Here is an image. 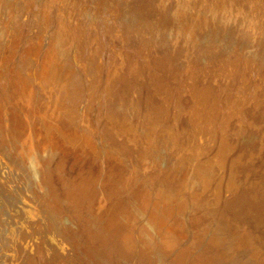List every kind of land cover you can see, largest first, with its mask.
Returning a JSON list of instances; mask_svg holds the SVG:
<instances>
[{"label": "bare ground", "instance_id": "bare-ground-1", "mask_svg": "<svg viewBox=\"0 0 264 264\" xmlns=\"http://www.w3.org/2000/svg\"><path fill=\"white\" fill-rule=\"evenodd\" d=\"M157 1L156 0H141V2H144V4H145L144 8H148L152 4L153 7L152 6L151 7L153 10H154V7L157 10H158V8L161 9L162 10L161 13L163 14V12H164L165 17H167V18L174 17L175 19H177L178 17H183L185 19V21L179 23V24H181L180 28H178V27L176 28L172 24H170L171 26H169L168 24H165L166 22L164 23L163 21H157L161 17L159 16L160 17L159 18L158 16L154 15L153 21H154V19L156 20V17H158V19L156 21L159 22V24H156V26L153 25L151 28L152 29L151 30L152 31L151 36L153 37V42H151L152 40H150V36L148 35V29H147L148 27L143 26V28H140V27L137 28V24H134L132 22L135 26H134V29H131V30H133L134 32L132 31V33H130L128 30H126V27H125V28H122V33L119 34L118 33L119 31L118 32L116 31L114 33V38L115 39L119 38L118 41H120V43L122 45L121 47L107 46V47H105V49H101V48L89 49V48L85 47L84 49H82L84 51V55L86 54L88 57H90L92 62L95 64H93V67L90 66L87 69H83V70L82 69L79 70V68H80L79 67L78 71L75 68V66H74V68L76 70L74 68H73L74 70L72 69L74 63H72V62L70 63V66L72 64L71 68H69L70 66L66 67V64L69 63L68 62L69 60H66L67 63H65V59H67L66 57L70 58L74 54L72 52V48H71L72 37L69 36V33H65L64 31L62 32V30H60V31L56 30L55 35L58 38V42L56 43L57 46L56 47L55 46L50 47L47 50V52L44 54L43 59H41L39 61L36 59H30V58L28 59V56L26 55L27 53H25V55H23V56H20V61H19L18 65L14 67L15 69L13 71H12V69H10L7 85H5V86L2 85L3 87L1 86L2 89L5 91V93H2L3 91L1 92V90H0V152H3V154H5V153L9 154L10 152H12V148H13L12 146H14V148H16V151L14 152V154H12V157H13L14 161H17V163L22 168H24L26 170V172L29 176V179H30L29 183L32 184L31 187H35V188H33L34 192H32V193H34L35 197L38 199V202H39L37 207L34 208L35 211L32 208H30V211L28 213V221L27 220L22 221L19 219H16V220L13 219V221H12L11 220L12 215L10 217L6 215L7 213H8V215H9V213L11 214V212L10 211L7 212V210H6L7 213H5V215L0 216V228L1 227L4 228L3 238H2L1 242L3 245L9 246L10 242L16 240V238H19L18 236L23 235V234L26 236V234H27L26 232L32 231V230H30L32 228L31 223H32V221L36 222L35 221L36 219H38V220L42 219L45 223V224L43 223V225H45L47 227L46 229L48 231V232L46 231L44 226H43L44 231L42 230L43 228L41 229L43 232H41V231L39 232L36 229L38 234H40V235H42V233L46 234V237L45 236L43 237L44 242L43 241L37 242V243H35L34 246L32 244L31 250H26V254L22 251L26 255L25 260H23L25 262V264H241L240 259L243 256L242 253H246L245 257H248V261L246 263L243 262L246 259L244 257L245 259L242 261L244 264H264V205L261 206L260 208H253V206H252L253 204H251V202L246 204L248 201L246 202V192H244V188L246 186H250L253 182H252L251 178L249 177L250 175L246 171L247 167H246V164L243 162V160H242V162L244 163V166H242L241 162L235 163L236 156H228L231 149H233L236 146L235 141L238 140V138L236 139L235 137L238 135H236L235 137L233 136L234 138L232 137L234 139V142H235L233 144L234 145L233 146L231 142H229V144L220 142V140L223 141V140H226L227 138L226 139L223 138V140H222L221 139L222 136H221V138L218 136V130H215L217 128L219 129V127L221 128V126H224L222 124L226 121V119H224L225 114H224V116H222L225 121L222 122V119L220 117V119H221L220 123H222V124H221V126L219 125L218 127L216 124L217 122L215 120H214V122H216V123L211 124V126H210L208 120H211V119L206 118L207 119L206 123L209 124L208 125L209 127H212V125L213 126L216 125L215 126L216 128L214 127L215 129H212L210 132H208L209 127H207V132H203L204 136L206 135L205 139L209 135V139L211 140L210 142L215 143V144H213V147H212L213 151L211 153L209 152L206 155V157H204L203 159L200 158L202 162H200L201 163L200 165L199 164L197 165L199 167V173L198 174L195 173L197 175L196 177H198V180L194 181V179L188 178V179L183 181L180 178L184 183H181L180 186H178V185H176V182H173L171 180V177H169L173 173L172 172L171 174H169V172L171 171L170 170L171 165H172L173 161H175L174 159L176 157H178V156L174 157L175 150L176 151L178 150V149L174 150L175 146H173V144H172V142L175 143L174 142L175 140L172 139L173 141L170 142V140L172 138L171 133L174 131L173 127L176 128V126H175L176 124L173 123V119L176 116H174V114L168 116L165 119V122L163 124V129H162V126H161V128H159V125L164 120L161 122H159V120L158 121L153 120V114L152 113H151L152 115L150 113H147L145 120H143L145 117V114H142L144 117H141L140 116L141 114L137 115L139 113L138 111H140L141 109L138 108L139 110H136V107H135L136 101L134 102V100L136 99L135 94H138L137 93L138 91H136V89H137L136 85H138V84L134 83V81H135L134 79H136L138 81V79H137L138 76H137V78H135L136 77L135 73H137L136 69L138 67H140L142 69V72L144 74L143 79L141 76H139V77H141L142 82H143V87H142L143 92L139 93L142 96V97L139 96V98L141 99V102H142V108H144V106H145V96H146L148 88H149L147 80H146V78H147L146 77L147 67L145 65H143L139 61V58H138L139 57L138 54H139L141 48L144 47V45H150L151 46L150 49H153V51H154V49L159 50L160 48H162V49L168 48V49H170L169 50L170 52L172 51L177 56H179V57L182 56V58H183L184 55L188 56L189 52H190V54L193 55L191 50L196 49L198 47L199 44L197 43V39H196L197 38L196 36L198 34H200L201 36L203 35L202 39L205 40L204 41L205 44L208 43L209 46L207 45L208 46L207 48H209V50L212 52L213 51L215 52L216 49L221 47V44H220V46L219 45L217 46L215 43L213 44L212 41H216L218 38H220L221 35L225 34L227 36L225 38L226 43L223 44V46H222L224 49V48H226L225 46H228V45L230 46V44H233L236 42L237 38L239 37L238 35H237L238 37L236 36L237 29H239L240 26L246 27L245 26L246 24L243 21L252 16V9L247 10L246 13H242L243 15H241L240 17L238 14L242 11V8H244L243 6L245 5V3H246V5H250L254 9L253 3H251L249 0H216V2H214L215 3L214 7L212 6L213 8L212 9L210 8V12L205 17V19L199 20L198 14L194 16V15H192L193 13L190 14L188 12V8H189L188 3H190V2H188V0H174L173 4L169 8H165V6L163 4H161L162 3L161 1H159V0H157ZM206 1H208V0H206ZM198 3L199 2H197V5H198ZM255 3H257V2H255ZM176 6H180V9L178 11L175 9ZM250 6H249V8H251ZM255 6H256V4H255ZM249 8H246V9H249ZM200 9H201V7H200ZM260 9H262V8H260ZM85 10H86V8H85ZM105 10H107V9H105ZM157 10H155V11L157 12ZM80 11L82 13V10H80ZM196 11H194V12L196 13ZM83 12H87V11L83 10ZM90 12H92V11L90 10ZM159 12H160V10H159ZM92 13H94V12H92ZM45 15H47L46 18H48V16H51V14H49V13H45ZM97 15H99V14H97ZM83 16H85V15H83ZM89 16L91 17V15H89ZM89 16H88V18H89ZM99 17L102 18L103 16L99 15ZM138 17H140V16H138ZM49 18H51V17H49ZM119 19L123 20L122 14H121ZM51 21H54L55 26H56V24H58L57 20L52 19ZM248 21H250V20H248ZM226 22H229V24H230V22L231 23L236 22L237 23L236 27H235L236 32H234V31L231 32V30H228V28L224 25ZM262 22L264 23V20H262L261 22L260 21L257 22L258 23V29H259L258 31H260V37L261 38L264 37V32H263L264 29L262 30V28L260 26L262 24ZM243 23L245 25H242ZM50 24H51V22H49V24H47V25L50 26ZM250 25H252V24H250ZM213 27L214 28L217 27V30L211 31V29ZM230 27H231V25H230ZM248 30H249V28H248ZM253 30H254V28H253ZM132 35L133 36L135 35V37H133ZM254 36H256V33L254 34ZM256 37H258V36H256ZM198 39H199V37H198ZM240 39H239V42H240ZM115 42H117V40ZM149 42H151V43H149ZM202 42H203V40H202ZM210 42H212V45H210ZM217 43H219V42H217ZM254 43H256V42H254ZM260 43H261V41H260ZM116 44H118V42L115 43V45ZM246 45H248V44L246 43ZM255 45H253V46H255ZM263 45H264V43H263ZM248 47L249 46H247V48ZM234 49H235V47H234ZM234 49H233V51H234ZM156 50H155V52H156ZM199 50L201 51V49H199ZM205 50H206V48H205ZM207 50L203 53L201 52V54H200V52H199V54L197 53V56L200 59L201 58L208 59L209 57H211V55L214 52L210 54L209 51H207ZM231 50H232V48H231ZM196 51H198V50H196ZM203 51H204V48H203ZM218 51H219V53L221 52V54H222L221 50H218ZM233 51H231V52H233ZM193 52H194V50H193ZM165 53H167V52H165ZM228 53H227V55H228ZM236 53L238 54V52H236ZM236 53L234 56H236ZM168 54H169V52H168ZM168 54H166V55H168ZM225 54L226 53L223 52V55H225ZM152 55H154V54H152ZM166 55H164V57ZM217 55H218V53H217ZM230 55L232 56V53ZM251 55H253V54H251ZM231 56H227V57H230V59H231ZM241 56H240V58H241ZM248 56H243V57L248 58ZM150 57L152 58V56H150ZM158 57H160V56H158ZM168 57H170V56L168 55ZM222 57H224V56H222ZM237 57H239V56H237ZM188 58L191 61V59H190L191 57H188ZM188 58H186V59H188ZM225 58H226V56H225ZM225 58L220 59V60H224ZM152 59H154V57ZM186 59H185V61H186ZM206 59L204 60L205 62H206ZM217 59H218V57H217ZM230 59H228V60H230ZM232 59H231V62L233 63V60L237 59V58L235 57L233 60ZM148 60H149V58H148ZM166 60L170 61L169 58ZM238 60H236V62H238ZM249 60H251V59H249ZM161 61H163V60H161ZM199 61L201 62V60H199ZM214 61H215V59H214ZM241 61H243V59ZM156 62H158V61H156ZM221 62L218 65H221L223 63V62L222 63ZM236 62H234L235 65H236ZM185 63H188V62L186 61ZM195 63H196V61H195ZM226 64H227V62H226ZM178 65H180V64H178ZM188 65L193 66V64H191V63ZM211 65H212V63H211ZM230 65L232 66V64H230ZM237 65H236V68L239 67V66L237 67ZM76 66H77V64H76ZM184 66H185V64H184ZM199 66L204 67L203 63ZM221 66L225 67V64L221 65ZM226 66L229 69V67H228L229 63ZM164 67H166V66H164ZM179 67L182 68L181 66H179ZM211 67H213V66H211ZM176 68H177V66H176ZM221 68L219 67V69H221ZM233 68H235V67L233 66ZM194 69L195 70L197 69V71H198V68H194ZM199 69H200V67H199ZM204 69H205V67H204ZM204 69H203V71H204ZM156 70L157 69H155V71ZM189 70H190V68H189ZM232 70H236V69H232ZM242 70H243V68H242ZM186 71H188V70H186ZM209 71H210V68H209ZM240 71H241V69H240ZM179 72H181V71H179ZM201 72H202V70H201ZM223 72L221 75H223V78H225V75H228V74H225L227 72V70L225 71V73H223ZM231 72H233V71H231ZM235 73H236V71L234 72V74ZM137 74H139V73H137ZM182 74H183V71H182ZM187 74H186V76H189ZM189 74L191 75V72ZM216 74L217 73H215L214 75H216ZM230 74L231 73H229V75ZM237 74H235V75L237 76ZM242 74L243 73L241 72V75ZM201 75L202 74H198V77ZM241 75L239 77L243 78V76H241ZM257 75H259V74H257ZM195 76H197V75H195ZM210 76H212V74H210ZM210 76L208 78H210ZM244 76H246V75L244 74ZM248 76H250V75H248ZM149 77H150V75H149ZM168 77H171V76H168ZM191 77H192V75H191ZM239 77H237V78L239 79ZM152 78H154V77L152 76L151 79ZM203 78H204V76H203ZM181 79H183V78H181ZM215 79H217V77ZM215 79L213 82L218 80V79L217 80H215ZM226 79H227V77H226ZM247 79L248 78L246 77V80ZM262 79L263 78H261V80ZM177 80H178V78H177ZM201 80H202V78H201ZM246 80L244 82L247 83V81H249V80H247V81ZM197 81H200V80H197ZM258 81L256 82V84L260 82V81L259 82ZM170 82H172V81H169V83ZM186 82H188V81H186ZM226 82L227 81H225V83ZM71 83L73 85L75 84V86H72ZM158 83H161V82L157 81V84ZM189 83H190V81H189ZM208 83H209V81L206 84H208ZM215 83L219 84V82H215ZM241 83H242V81H241ZM214 84L213 85L211 84V85L214 86ZM222 84H223V82H222ZM178 85L182 86L180 84H178ZM192 85H194V84H192ZM219 85H221V83ZM248 85H250V84H248ZM71 86L76 87L75 88V90L77 89L76 93H75L76 96H79L78 97L79 99L83 98V103H82V101H80L82 105L78 104V102H77L78 98L75 97V94L73 97H75L77 100L76 101L74 100L73 104L70 100V103H69L68 100L72 97V96L68 97V95H71L70 94L71 93L70 92ZM205 86L206 85L204 83V87ZM230 86H231V84H230ZM172 87H174V86H172ZM193 87L197 88V86H193ZM238 87H239V85H238ZM246 87H248V86H246ZM208 88H207V91L210 90ZM224 88H227V86L223 87L222 89H224ZM250 88H252V86H250ZM253 88H254V86H253ZM257 88L259 89V87H257ZM257 88H254V89H257ZM181 89L183 90V86H182V88H180V90ZM187 89H188V87H187ZM198 89H200V86L198 87ZM204 89H203V91H204ZM190 90H189V92H190ZM200 90H202V89H200ZM200 90H198V91H200ZM216 90H214V88H213L214 92ZM221 90L219 91V88H218L217 91L221 92ZM241 90L243 92L244 89L241 88ZM172 91H173V89H172ZM177 91H179V90H177ZM213 91H211V92H213ZM244 91L246 92V90H244ZM73 92H75V91H73ZM168 92H170V90ZM185 92H184L183 96H186ZM245 92H243V93L245 94ZM247 92H248V90H247ZM253 92H257V91H253ZM151 93H153V92H151ZM179 93L181 95L180 91H179ZM190 93L192 94V92H190ZM239 93H240V91H239ZM182 94H183V91H182ZM194 94H195V92H194ZM219 94H221V93H219ZM249 94H251V92ZM159 95H161V93ZM180 95H179V98H180ZM196 95L198 96V93ZM200 95H202V93H200ZM208 95H209V92L207 93V95H204V96L209 97L211 94L209 96ZM229 95H230V93H229ZM256 95H257V93H256ZM259 95H261V97H262V94H259ZM158 97H160V96H158ZM214 97H216L215 94L213 95L212 99H215V101L217 102L219 99H216ZM245 97L243 95L244 99H245ZM263 97H264V95H263ZM67 98H68V100H66ZM162 98H163V96H161V99ZM194 98H193L192 102L194 101ZM196 98H198V97H196ZM222 98H223V96H222ZM235 98H237V97H235ZM250 98H249V100H250ZM190 100H191V97H190L189 101ZM233 100H234V98H233ZM247 100L248 99L246 98L245 101L247 102ZM157 101H159V100H157ZM176 101H179V100H176ZM199 101H200V99H199ZM206 101H208V100H206ZM215 101L213 103H215ZM226 101H224V103ZM257 101H259V100H257ZM257 101H254V102L257 103ZM5 102H9L12 106L16 105L19 108L18 110L22 113L23 116L22 117L20 116V118H19V116H18L19 114L16 113V116L8 117L7 114H4V111L6 110V108H4V106L1 103H5ZM75 102L77 103L76 106L74 105ZM221 102H223V100ZM262 102H263V100H262ZM200 103L201 104H199V102H198L199 106L202 105V102H200ZM213 103H212V108H214ZM251 103H253V102H251ZM260 103L261 102L259 101V104ZM134 104H135V106H134ZM182 104H185V103H182ZM204 104L206 105V103H204ZM204 104H203V106H204ZM245 104H243L244 107H245ZM165 105H166V103H165ZM176 105H177V103H176ZM209 105L211 106V104H209ZM221 105H222V103H221ZM257 105L258 104H256V106ZM203 106H200V108H202ZM223 106L224 105H222L221 107H223ZM238 106H240V105L238 104ZM179 107H177L178 111H177V108L175 109L177 112H179V109H181ZM221 107L216 106V108H221ZM257 107L260 108L261 106L259 107V105H258ZM165 108H166V106H165ZM174 108H175V106H174ZM207 108H209V106ZM242 108H241V110H242ZM188 109L190 110V107ZM193 109H194V107H193ZM233 109H239V108H233ZM155 110H157V109L155 108ZM215 110H217V109H215ZM220 110H217V111L219 112ZM244 110H245V108H244ZM206 111H209V109ZM229 111H227V112H229ZM26 112H27V114L31 115V117H28L29 118L28 123H32V125H33V128L30 130H29L28 126L26 127V124H24L25 119H26V117L24 118V115ZM128 112H130V115H127ZM170 112H171V110H170ZM177 112H176V114H177ZM187 112H189V111L187 110ZM193 112H194V110H193ZM230 112H232V114H230V115H234V114H235V116L238 115L237 112L234 113L233 110ZM246 112L248 114V111H246ZM246 112H245V114L240 113V115H244L246 117ZM258 112H260V111L258 110ZM182 113H184V112H182ZM185 113H184V115H185ZM215 113H216V115H218L217 112H215ZM148 114L150 116H148ZM200 114H201V112H200ZM202 114H203V111H202ZM202 114L200 115L201 119L202 118L204 119V117H207L206 116L207 113L205 114V116L203 115V117H202ZM156 115H157V113H156ZM222 115H223V113H222ZM230 115H228V121H229V117H231ZM197 116H199V113L197 114ZM214 116H215V114H214ZM252 116H251V118H252ZM125 117L127 118L126 122H128V120H131V125H132L131 129H128L129 126H127V123H123V122H125L124 121ZM128 117H129V119H128ZM164 117H165V115H164ZM192 117H194V116H192ZM192 117L187 114L183 118L184 123H185V125H184L185 127H186V125L188 126V128H192V127L196 126V123L198 120L197 121L195 120L196 123H195V125L193 124L194 126L189 127L190 124H192ZM245 117H243L244 118L243 120H245ZM239 118H241V117H239ZM198 119H200V118H198ZM218 119H219V115H218ZM236 119H237V121L239 120L238 117ZM151 120H153V121H151ZM235 120H232V121L237 122ZM243 120L240 119V122L238 121L237 124L239 123V124H241L242 127L247 128L246 129L247 133H245V134H248V137H250V138L254 137V135H255L254 133H257V132H255V130H254V133H253V129L251 127L256 125V123L254 125H250L251 127L249 129V127L247 126V124H249V122L246 124L243 122L244 123L243 124L242 123ZM253 120L254 119L252 118L251 121L253 122ZM175 121H176V119L174 120V122ZM232 121H230V123ZM257 121H258V119H257ZM263 121H264V119L262 120V123H263ZM71 122H75V124L74 123L72 124ZM234 122H232V123H234ZM179 123H181V122H179ZM179 123H178V125H179ZM198 123H200V122H198ZM201 123L203 124V122H201ZM210 123H211V121H210ZM258 124H260V122ZM199 125H198V128H199ZM232 125L230 124L231 127H232ZM230 126H229V129H227V130L231 129ZM93 127L98 128L97 131H99L100 135L98 132L93 133L94 132L93 130H95ZM233 127L235 128V126H233ZM237 127H238V125H237ZM260 127H258V129ZM92 128H93V130H92ZM180 128H181V126H180ZM160 129H162V130H160ZM201 129L203 131V127ZM236 129H234V130H236ZM238 129H240V128L238 127ZM191 130H190V132H191ZM220 130H223V129H220ZM28 131H30V132H28ZM183 131L182 132L180 131L181 135H182ZM186 131H188V130H186ZM230 131H233V130H230ZM177 132H179V131H177ZM222 132H224V130ZM187 133L185 132V134H187ZM194 133L199 134L197 131ZM194 133L192 131V135L195 137ZM207 133H209V134H207ZM226 133H228V131ZM231 133L232 132H230V134ZM234 133L237 134V130H236V132L234 131ZM189 134H191V133H189ZM172 135L174 138V134H172ZM199 135H197V136H199ZM221 135H223V133ZM227 135L228 134H226L225 136L227 137ZM231 135H233V133ZM258 135L259 134H257V136ZM181 137L179 136V138H181ZM201 137L203 138V140L202 141L200 140V141H201V143H203L204 137L200 136V138ZM239 137L244 138L243 136H241V134ZM259 137H257V138H259ZM263 137H264V135H263ZM263 137L261 136V139ZM193 138H192V140H195ZM261 139H259V141ZM228 140H229V138H228ZM250 140L253 141V139H250ZM97 141H99V142L97 143ZM177 141L179 142V140H177ZM182 141H183V139H182ZM197 141H199V139L196 140L195 143H197ZM200 141H199V143H200ZM205 141H207V140H205ZM240 141H241V139H240ZM262 141L263 140H261L260 142H262ZM185 142H187V141H185ZM260 142L257 143V145L261 144ZM180 143H178L176 145H179ZM220 143H222L223 146H221ZM244 143L246 144V142H244ZM253 143H256V142L253 141ZM183 144L184 143L182 142V145ZM203 144H205V146H206V143H203ZM99 146L101 148H99ZM161 146H163L164 151L162 149L163 153L159 154L160 151L158 152V150H160ZM183 146H185V145H183ZM183 146H182V148H183ZM200 146H202V144H200ZM211 146H212V144H211ZM239 146L240 145H238V149H239ZM249 146H251V145H249ZM249 146L247 144V147H249ZM255 146H256V144H255ZM219 147H221L220 150L218 149ZM240 147L243 148L242 146H240ZM252 147L253 146H251V148ZM261 147H258V148L256 147V148L259 149ZM190 148H191V150H193V147H189V149ZM201 148L202 147H200V149ZM206 148H208V145L206 146ZM251 148H250V150H251ZM99 149H101V151H102L101 153H99V151H100ZM171 149H172V151H171ZM204 149H205V147H204ZM183 150H185V149H183ZM188 150H187V152H188ZM194 150H195V148H194ZM218 150H219V152L217 153L216 151H218ZM259 150H260L259 152L262 151V149H259ZM23 151L28 152V155L26 157L23 156V153H22ZM146 151L147 152L149 151V154L147 153L149 156L146 155ZM156 151L158 152V154L156 153ZM181 151H180V153L182 155L183 151L182 152ZM234 151H236V150H234ZM194 152H193V154H194ZM204 152H205V150H204ZM204 152L202 153L203 155H204ZM239 152H238V154H240ZM263 152H264V150H263ZM200 153H201V151H200ZM214 153L216 154L215 156H213ZM232 153H235V152H232ZM185 154H187V153H185ZM191 154L189 156H191ZM193 154H192V157L194 156ZM218 154L219 155L222 154V156L219 157ZM246 154H247V152H246ZM248 154H250V153H248ZM258 154L259 153L257 152V155ZM196 155H197V153H196ZM247 155L246 156L242 155V156L247 157ZM250 155H252V154H250ZM257 155L255 154V156H257ZM146 156L153 158L151 161H148V162L149 163L152 162V166H151L152 170L150 169V172H154L155 174L148 173L149 171L147 172L144 169L145 166H143V169H142V166H141V168L139 167L140 161L142 162V164H144L143 159ZM189 156L186 157V159L191 158ZM249 156H248V158H249ZM260 156H262V153ZM182 157L184 160L185 156L182 155ZM196 157H198V156H195L194 158H196ZM194 158H192L193 161L196 160V159L194 160ZM248 158H246V160H248ZM260 158H262V160L264 159L263 157H260ZM260 158H256V159L260 160ZM0 159H1V156H0ZM176 160H179V159H176ZM199 160H196V161H199ZM237 160H240V159H237ZM249 160L254 161L256 163L255 159L252 160V158H249ZM145 161L147 162L146 159H145ZM0 162H1V160H0ZM134 162H135V164L139 163V165L137 166V164H136V167L135 168L133 167L131 169V167H132L131 165L132 164L134 165ZM125 163L130 164L129 165V166H131L130 169L127 170ZM185 163H188L187 160ZM247 163L249 164V161ZM252 163L253 162H251L250 166L252 165ZM1 164H3V163H1ZM180 165H182V164H180ZM191 165H192V162H191ZM253 165H256V164H253ZM183 166H184V164H183ZM188 166H189V164H188ZM219 166L225 167L226 172L221 173V170L223 167L220 168ZM147 167H150V166H147ZM173 167H174V165H173ZM180 167H182V166H179V168ZM191 167H193V166H190V168ZM217 168H219L220 172L218 171L219 172L218 175H215ZM252 168H254V166ZM173 170L175 171V168ZM188 170H189V168H188ZM196 170H197V168H196ZM140 171H142L141 175L138 174ZM179 171L181 172V170H179ZM187 171L185 173H187ZM191 171H190V173H191ZM243 171H244V173L240 174ZM225 174H227V176H228L227 177L228 183L227 182L225 183L227 186L223 185L225 179L224 178H223V180L221 179V176H224ZM173 175H174V173H173ZM180 175L178 173V176H180ZM186 176L187 175L185 174V177ZM188 176H189V173H188ZM175 177L173 178V180H175ZM179 180H175V181H179ZM220 181L223 182L222 185L225 188L219 187L218 184L220 183ZM222 185H220V186H222ZM26 186H28V185H26ZM156 189H157V191H156ZM159 190L160 191L162 190L163 192H166V193H168L169 196H171L170 202L172 201V199H174L173 203L175 204V206H174V204H173V206L176 209L175 211L177 212V213L176 212H174V213H176L177 216L180 215L179 217H181V218L178 217V221L175 223L170 221L171 223H174V225H172L171 227L166 226L168 228V230L166 228L167 232L163 233V235L161 232V227H163L162 225H164V229H165V225H168L167 223L169 221H167V220H166L167 222L164 221L165 217L163 218V215L161 213L162 210L161 211L158 210L159 208L157 209L156 206L153 205V199L155 198V193L156 192L158 193ZM230 191H232V192H230ZM233 192H234V196H233ZM226 193H228L230 195L232 194L231 196H233V197L229 196V198H227V196L225 195ZM158 195L160 196L159 193H158ZM168 195H165V196H168ZM169 196H168V198H169ZM187 196H188V199L186 198ZM6 198L7 199H4V200H6L7 202L8 201L13 202V200L16 197L14 195L13 196L7 195ZM159 199L160 198H157L156 200H159ZM162 200H163V198H162ZM164 200L166 202V198ZM24 202L26 203L25 200H24ZM155 202L157 204L159 203L157 201H155ZM160 202H161V204L160 203L159 204L161 206L163 204H165V203H162V201H160ZM167 202L170 203L169 201H167ZM2 203L4 204L3 201H2ZM13 205H15V202L13 203ZM5 206H8V205H5ZM10 206H9V208H11ZM1 207H2V205H1ZM157 207H159V205ZM4 208H6V207L3 206L2 210ZM162 209H163V207H162ZM167 209H169V208L167 207ZM173 209L170 208V210H172V211H173ZM164 210H165V208H164ZM167 211L168 210H166L165 212H167ZM168 215H169V213H168ZM170 215H171V213H170ZM177 216H176V218H177ZM221 216H222V218H221ZM45 217H47L48 219L46 220ZM171 218L172 217L170 216V219L168 218V220H172ZM176 218H175V221L177 220ZM214 220L215 221L218 220V221L215 222ZM243 227H244V229H243ZM24 231L26 234L24 233ZM23 238H25V237H23ZM26 239H27V236H26ZM28 239H29V237H28ZM25 240H24V242H25ZM26 241H28V240H26ZM34 241H35V239H34ZM14 242H19V241L17 240ZM21 242H19V243H21ZM22 244H26V242L22 243ZM27 244L29 245V243H27ZM21 247L22 246H20L19 250L21 249ZM27 247H23V248H27ZM6 248H8V247H5V249ZM13 250H14V247H13ZM11 251H12V249H11ZM15 251L17 252L16 249H15ZM15 251H14V253H16ZM27 253H29V254H27ZM22 255L23 254H21V256ZM10 257H12V258L8 257L10 259V260L7 259L8 261L6 259H5V261L3 260L4 264H8V263L18 264L19 263L20 256L17 257V256H15V254H13V255L10 254ZM11 259H13L12 261L14 263L11 261ZM2 264H3V262H2Z\"/></svg>", "mask_w": 264, "mask_h": 264}, {"label": "rangeland", "instance_id": "rangeland-1", "mask_svg": "<svg viewBox=\"0 0 264 264\" xmlns=\"http://www.w3.org/2000/svg\"><path fill=\"white\" fill-rule=\"evenodd\" d=\"M157 1V0H156ZM159 1H161L162 3L161 4H163L164 6H165V8H169L172 4H173V1L174 0H159ZM195 3H194V2ZM206 0H188V2H190V3H188V5H189V8H188V12L190 13V14H192V15H197L198 14V18H199V20H201V19H205V17L209 14V12H210V8L212 9L213 7H214V5H215V3L214 2H216V0H208V1H206ZM251 3H253V7H254V9L250 6V5H246V3H245V5L243 6L244 8H242V11L238 14L239 15V17L241 16V15H243L242 13H246L247 12V10H250V9H252V16L250 17V18H248V19H246V20H244L243 22L246 24H242V25H245L246 27H244V26H240L239 27V29H237V34H236V36L240 39V42H239V39L237 38V40H236V42L235 43H233V44H230V46L228 45V46H225L226 48H224L223 49V44H225L226 43V35L225 34H223V35H221L220 36V38H218L216 41L217 42H219V43H217L216 41H212L213 42V44L215 43L217 46L219 45L220 46V44H221V47H219L218 49H216L215 50V52L213 53L212 51H210L209 50V48H207L209 45H208V43L207 44H205V40L204 39H202L203 38V35L201 36L200 34H198L196 37V39H197V43L199 44L198 45V49L196 48V49H193L194 50V52H193V50H191V52L193 53V55L192 54H190V52L188 53L189 55L187 56V55H184L183 56V58H182V56L181 57H179V56H177L176 54H174L172 51L170 52L169 50L170 49H168V48H164V49H162V48H160L159 50L161 51H159V50H156V49H154V51H153V49H150L151 48V46L150 45H144V47H142L141 48V50H140V52H139V54H138V58H139V61L143 64V65H145L146 67H147V74H146V80H147V83H148V86H149V88H148V91H147V94H146V96H145V106H144V108H142V102H141V99L139 98V96H141V94H139L140 92H143V82H142V79H143V72H142V69L140 68V67H138L137 69H136V72L137 73H139V74H137V73H135V78H137V76H138V81L136 80V79H134L135 81H134V83H136V84H138V85H136V91H138L137 93L138 94H135L136 96V99L134 100V102L136 101V106H135V104H134V106L136 107V110H139V109H141L140 111H136L138 114L137 115H140L141 117H144L142 114H145V117H144V119L143 120H145V118H146V115H147V113H152L153 114V120H159V122H161V121H163V122H161V124L159 125V128H161V126H162V129H163V124H164V122H165V119L168 117V116H170V115H172V114H174V116H176V117H174V119H173V123L174 124H176L175 126H176V128L175 127H173L174 128V133L172 132L171 133V136H172V138H171V140H170V142H172L173 140L172 139H174L175 141V143H173L172 142V144H173V146H175L174 147V150L175 149H178L177 151L175 150V152H174V157H176V156H178V157H176L174 160L177 162H175V161H173V163H172V165H171V168L173 167V165H174V167L171 169L170 168V172H169V174H171L172 172L174 173V175H173V173L171 174V176H169V177H171V180L173 181V182H176V185H178V186H180V184L181 183H184L183 181L184 180H186V179H188V178H191V179H194V181H196V180H198V177H196L197 175L196 174H198L199 173V167L197 166L198 164L200 165L201 163L200 162H202L201 161V159H203L204 157H206V155L210 152H212L213 151V149H212V147H213V144H215L214 142H210L211 140L209 139V135L206 137V139H205V136H204V133L203 132H207V127H209L208 125L210 124V126H211V124H215L216 122V124H217V127L220 125L221 126V124L222 123H220L221 122V119H222V122H224L225 120L224 119H226V121L222 124V125H224V126H221V128L219 127V129L217 128V129H215L216 127V125H212V127H209V129H208V132H210L212 129H215V130H218V136L221 138V136H222V140H223V138H227L226 140L228 141H226V140H223V141H221L220 140V142H223V143H226V144H229V142H231L232 143V145L236 142V148L234 147L233 149H231V151L229 152V154H228V156H236V158L237 159H240V160H237L236 158H235V163H239V162H241V164H242V166H244V163L246 164V167H247V172H248V174L250 175L249 177L251 178V180H252V184L250 185V186H246L245 188H244V192H246V204H248L249 202H251V204H253L252 206H253V208H260L261 206H263L264 205V159L262 160V158H260V157H263L264 158V152H263V150H264V137H263V135H264V121H263V123H262V120L264 119V97H263V95H264V45H263V43H264V37H260V31H258L259 29H258V23L257 22H261L262 20H264V0H249ZM158 2V1H157ZM197 2H199L198 3V5H197ZM204 2V3H203ZM255 2H257V3H255ZM192 3V4H191ZM206 3V4H205ZM103 4V5H102ZM209 4V5H208ZM255 4H256V6H255ZM260 4V5H259ZM200 5V6H199ZM202 5V6H201ZM207 5V6H206ZM86 8V10H85V8ZM151 6H152V4H151ZM148 7V8H144L145 7V4H144V2H141V0H0V90H1V92L2 93H5V91L2 89V87L3 86H5V85H7V81H8V78H9V72H10V69H12V71L15 69L14 67L15 66H17L18 65V63H19V61H20V56H23V55H25V53H27L26 55L28 56V59L30 58V59H36V60H41V59H43V56H44V54L47 52V50L50 48V47H52V46H57V42H58V38L56 37V35H55V32H56V30L57 31H60V30H62V32L64 31L65 33H69V36H71L72 37V41H71V48H72V52L74 53L73 54V56L72 57H66L67 59H65V63H67L66 62V60H69L68 62V64H66V67L67 66H70V63L72 62V63H74L73 64V67H72V64H71V66L69 67V68H71L72 67V69L74 68V66H75V68L77 69V71H78V68H79V70H83V69H87L88 67H93V64H95V63H93L92 62V60L90 59V57H88L86 54V56L84 55V51L82 50V49H84L85 47H87V48H89V49H91V48H101V49H105V47H107V46H111V47H113V46H117V47H121L122 45H121V43H120V41H118L119 40V38H117V39H115L114 38V33L117 31H119L118 33L120 34V33H122V28H125L126 27V30H128L130 33H132V31L133 30H131V29H134V24H137V28L138 27H140V28H143V26H145V27H148L147 29H148V35L150 36V40H152L151 42H153V37L151 36V34H152V26L154 25V26H156V24H159V22H157V21H163L165 24H168L169 26H171L170 24H172L173 26H175L176 28L178 27V28H180L181 27V24H179V23H181V22H183V21H185V19L183 18V17H178L177 19H175L174 17H169V18H167V17H165V13L163 12V14L161 13L162 12V10L161 9H159L158 8V10L154 7V10L152 9V7ZM192 6V7H191ZM213 6V7H212ZM249 6L251 7V8H249ZM198 7V8H197ZM200 7H201V9H200ZM203 7V8H202ZM231 7V6H230ZM229 7V8H230ZM128 8V9H127ZM246 8H249V9H246ZM260 8H262V9H260ZM105 9H107V10H105ZM177 11L180 9V6H176V8H175ZM195 9V10H194ZM199 9V10H198ZM80 10H82V13H81V11ZM83 10L84 11H87V12H83ZM90 10L92 11V12H94V13H92V12H90ZM155 10H157V12L155 11ZM159 10H160V12H159ZM193 10V11H192ZM197 10V11H196ZM105 11V12H104ZM194 11H196V13L194 12ZM90 12V13H89ZM156 12V13H155ZM45 13H49V14H51V16H48V18L49 17H51V18H46L47 17V15H45ZM88 13V14H87ZM92 13V14H91ZM158 13V14H157ZM195 13V14H194ZM95 14V15H94ZM97 14H99L100 16H103L102 18H100L99 17V15H97ZM121 14H122V16H123V20H120L119 18H120V16H121ZM162 14V15H161ZM83 15H85V16H83ZM89 15H91V17L89 16ZM94 15V16H93ZM160 16L159 18L161 19H158V17H156V20L154 19V21H153V16ZM164 15V16H163ZM88 16H89V18H88ZM119 16V17H118ZM138 16H140V17H138ZM85 17V18H84ZM164 18V19H163ZM52 19H54V20H57V23L58 24H56V26H55V23H54V21H51ZM88 19V20H87ZM258 19V20H257ZM261 19V20H260ZM177 20V21H176ZM248 20H250V21H248ZM122 21V22H121ZM252 21V22H251ZM49 22H51V24H50V26L49 25H47V24H49ZM134 24H133V23ZM174 22V23H173ZM155 23V24H154ZM252 24V25H250V24ZM175 24V25H174ZM207 24V23H206ZM227 24V25H226ZM236 22H230V24H229V22H226L224 25L228 28V30H231V32H236V30H235V27H236ZM256 24V25H255ZM54 25V26H53ZM230 25H231V27H230ZM248 25V26H247ZM264 25V23L262 22V24L260 25L261 26V28H262V30L264 29L263 26ZM256 26V27H255ZM128 27V28H127ZM244 27V28H243ZM214 28V27H213ZM211 29V31H213V30H217V27H215L214 29ZM248 28H249V30H248ZM253 28H254V30H253ZM242 29V30H241ZM131 30V31H130ZM246 30V31H245ZM253 30V31H252ZM134 32V31H133ZM248 32V33H247ZM263 32H264V30H263ZM256 33V36H258V37H256V36H254V34ZM253 34V35H252ZM259 34V35H258ZM137 35V34H136ZM133 36V35H132ZM133 37H135V35L133 36ZM198 37H199V39H198ZM254 37V38H253ZM134 39V38H133ZM203 40V42H202V40ZM262 39V40H261ZM117 40V42H118V44H116L115 45V43H117V42H115ZM221 40V41H220ZM223 40V41H222ZM260 41H261V43H260ZM151 42H149V43H151ZM212 42H210V45H212ZM221 42V43H220ZM223 42V43H222ZM250 42V43H249ZM254 42H256V43H254ZM204 43V44H203ZM246 43L248 44V45H246ZM236 46H235V45ZM256 44V45H255ZM120 45V46H119ZM206 45V46H205ZM208 45V46H207ZM245 45V46H244ZM253 45H255V46H253ZM258 45V46H257ZM261 45V46H260ZM125 46V45H124ZM233 46V47H232ZM247 46H249L248 48H247ZM252 48H251V47ZM147 47V48H146ZM202 47V48H201ZM228 47V48H227ZM230 47V48H229ZM234 47H235V49H234ZM246 47V48H245ZM203 48H204V51H203ZM205 48H206V50L207 51H209V53L211 54V53H213L212 55H211V57H209L208 59H206V58H199L198 56H197V53L199 54V52H200V54H201V52L203 53V52H205L206 50H205ZM222 48V49H221ZM231 48H232V50H231ZM240 48V49H239ZM259 48V49H258ZM199 49H201V51L199 50ZM212 49V48H211ZM227 49V50H226ZM233 49H234V51H233ZM255 49V50H254ZM143 50V51H142ZM146 50V51H145ZM155 50H156V52H155ZM196 50H198V51H196ZM218 50H221L222 51V54H221V52L219 53V51ZM230 50V51H229ZM239 50V51H238ZM241 50V51H240ZM145 51V52H144ZM196 51V52H195ZM218 51V52H217ZM227 51V52H226ZM231 51H233V52H231ZM260 51V52H259ZM144 52V53H143ZM163 52V53H162ZM165 52H167V53H165ZM168 52H169V54H168ZM218 53V55H217V53ZM223 52L224 53H226L225 55H223ZM231 52L232 53V56L229 54V53ZM236 52H238V54L236 53ZM242 54H241V53ZM146 53V54H145ZM161 55H160V54ZM165 53V54H164ZM216 53V54H215ZM227 53H228V55H227ZM234 53V54H233ZM235 53H236V56H234L235 55ZM152 54H154V55H152ZM166 54H168L170 57H168V55H166ZM220 54V55H219ZM250 54V55H249ZM251 54H253V55H251ZM256 54V55H255ZM142 57H141V56ZM160 56V57H158V56ZM164 55H166L165 57H164ZM175 55V56H174ZM195 55V56H194ZM216 55V56H215ZM242 55V56H241ZM249 55V56H248ZM150 56H152V58L154 57V59H152ZM193 56V57H192ZM222 56H224V57H222ZM225 56H226V58H225ZM227 56H231V59L233 58H237V59H232L233 60V63L231 62V59H230V57H227ZM234 56V57H233ZM237 56H239V57H237ZM240 56H241V58H240ZM243 56H248V58L246 57H243ZM88 57V58H87ZM176 57V58H175ZM188 57H191L190 59H191V61L189 60V58ZM198 57V58H197ZM214 57V58H213ZM217 57H218V59H217ZM243 57V58H242ZM72 58V59H71ZM105 58V57H104ZM148 58H149V60H148ZM165 58V59H164ZM169 58V60L170 61H168V60H166V59H168ZM171 58V59H170ZM186 58H188V59H186ZM193 58V59H192ZM212 58V59H211ZM223 58H225L224 60H220V59H223ZM245 58V59H244ZM258 58V59H257ZM144 59V60H143ZM177 59V60H176ZM185 59H186V61L188 62V63H185L186 61H185ZM203 59V60H202ZM206 59V62L204 61ZM214 59H215V61H214ZM228 59H230V60H228ZM239 59V60H238ZM243 59V61H241ZM249 59H251V60H249ZM72 60V61H71ZM75 60V61H74ZM148 60V61H147ZM161 60H163V61H161ZM166 60V61H165ZM198 60V61H197ZM199 60H201V62L199 61ZM209 62H208V61ZM212 60V61H211ZM217 60V61H216ZM228 60V61H227ZM236 60H238V62H236ZM245 60V61H244ZM254 60V61H253ZM90 61V62H89ZM156 61H158V62H156ZM175 63H174V62ZM178 61V62H177ZM185 61V62H184ZM190 61V62H189ZM195 61H196V63H195ZM225 64V67L223 66H221V65H224L222 62ZM227 62V64H226V62ZM241 61V62H240ZM248 61V62H247ZM76 62V63H75ZM149 62V63H148ZM200 62V63H199ZM215 62V63H214ZM218 62V63H217ZM220 62L222 63L221 65H218V64H220ZM234 62H236V65H237V67L238 68H236V65L234 64ZM241 64H240V63ZM167 63V64H166ZM173 63V64H172ZM193 64V66L192 65H188V64ZM203 63V66L205 67V69H204V67H202V66H199V65H201ZM206 63V64H205ZM211 63H212V65H211ZM228 63H229V69L227 68V66L226 65H228ZM76 64H77V66H76ZM89 64V65H88ZM151 64V65H150ZM170 64V65H169ZM178 64H180V65H178ZM184 64H185V66L187 67H185L184 66ZM187 64V65H186ZM207 66H205V65ZM215 66H214V65ZM230 64H232V66L230 65ZM234 64V65H233ZM240 64V65H239ZM88 65V66H87ZM175 65V66H174ZM210 67H209V66ZM242 65V66H241ZM164 66H166V67H164ZM176 66H177V68H176ZM179 66H181L182 68H180ZM190 66V67H189ZM192 66V67H191ZM211 66H213V67H211ZM233 66L235 67V68H233ZM82 67V68H81ZM164 69H163V68ZM168 67V68H167ZM185 67V68H184ZM190 68V70H189V68ZM199 67H200V69H199ZM219 67L221 68H225L224 70L221 68V69H219ZM232 67V68H231ZM74 68V69H75ZM150 68V69H149ZM153 68V69H152ZM157 69L156 71H155V69ZM180 68V69H179ZM194 68H198V71H197V69L195 70ZM209 68H210V71H209ZM217 68V69H216ZM241 69V71H240V69ZM242 68H243V70H242ZM73 69V70H74ZM75 69V70H76ZM203 69H204V71H203ZM232 69H236V70H232ZM263 69V70H262ZM152 70V71H151ZM166 70V71H165ZM168 70V71H167ZM186 70H188V71H186ZM201 70H202V72H201ZM208 70V71H207ZM216 70V71H215ZM219 72H218V71ZM222 70V71H221ZM227 70V72L225 73V71ZM164 73H163V72ZM176 71V72H175ZM179 71H181V72H179ZM182 71H183V74H182ZM224 71V72H223ZM231 71H233V72H231ZM236 71V73L235 74H237V76L234 74V72ZM163 74H162V73ZM168 74H167V73ZM178 72V73H177ZM186 72V73H185ZM191 72V75H192V77H191V75L189 74ZM193 72V73H192ZM201 72V73H200ZM206 72V73H205ZM209 72V73H208ZM217 73L216 75H214L215 73ZM222 72L223 73H225V74H228V75H225V78H223V75H221L222 74ZM241 72L243 73L242 75H241ZM154 73V74H153ZM166 73V74H165ZM175 75H173V74ZM176 73V74H175ZM188 73V74H187ZM208 73V74H207ZM229 73H231L230 75H229ZM240 73V74H239ZM179 74V75H178ZM181 74V75H180ZM185 74V75H184ZM186 74L187 75H189V76H186ZM198 74H202L201 76H199L198 77ZM204 74V75H203ZM210 74H212V76H210ZM233 74V75H232ZM244 74L246 75V76H244ZM257 74H259V75H257ZM149 75H150V77H149ZM158 75V76H157ZM163 75V76H162ZM179 77H178V76ZM195 75H197V76H195ZM234 77H232V76ZM243 76V78H241V77H239V76ZM248 75H250V76H248ZM139 76H141L142 77V79H141V77H139ZM154 77V78H152L151 79V77ZM161 78H160V77ZM168 76H171V77H168ZM174 76V77H173ZM186 78H185V77ZM203 76H204V78H203ZM210 76V78H208ZM230 76V77H229ZM263 78L262 80H261V78ZM263 76V77H262ZM166 77V78H165ZM183 78V79H181V78ZM206 77V78H205ZM217 77V79H215ZM226 77H227V79H226ZM232 77V78H231ZM237 77H239V79L236 78ZM246 77L248 78L247 80H249V81H247L246 80ZM251 79H250V78ZM159 78V79H158ZM165 78V79H164ZM168 78V79H167ZM171 80H170V79ZM175 78V79H174ZM177 78H178V80H177ZM201 78H202V80H201ZM208 78V79H207ZM212 78V79H211ZM230 78V79H229ZM157 79V80H156ZM200 80V81H197V80ZM214 79L215 80H217V81H215V82H219V84L221 83V85H219L218 83L216 84L215 82H213L214 81ZM234 81H233V80ZM253 79V80H252ZM152 80V81H151ZM156 80V81H155ZM160 80V81H159ZM164 80V81H163ZM174 80V81H173ZM227 81L226 83H225V81ZM237 80V81H236ZM240 80V81H239ZM247 81V83L248 84H250V85H248L246 82H244V81ZM256 80V81H255ZM260 82H259V81ZM137 81V82H136ZM149 81V82H148ZM157 81L158 82H161V83H158L157 84ZM168 81V82H167ZM169 81H172V82H170L169 83ZM178 81V82H177ZM186 81H188V82H186ZM189 81H190V83H189ZM209 81V83L208 84H206L207 82ZM231 81V82H230ZM241 83V81H242V85L239 83V82ZM252 81V82H251ZM259 82V83H257L256 84V82ZM164 82V83H163ZM222 82H223V84H222ZM233 82V83H232ZM245 84H244V83ZM154 83V84H153ZM172 83V84H171ZM180 84V85H182L183 86V90L181 89L180 90V88H182V86H179L178 84ZM198 83V84H197ZM204 83H205V87H204ZM213 85L214 83V86H212L211 84ZM225 83V84H224ZM252 83V84H251ZM261 83V84H260ZM189 84V85H188ZM192 84H194V85H192ZM230 84H231V86H230ZM233 84V85H232ZM247 84V85H246ZM3 85V86H2ZM71 85L72 86H75V84L73 85L72 83H71ZM169 85V86H168ZM238 85H239V87H238ZM242 87H241V86ZM259 85V86H258ZM2 86V87H1ZM71 86V89H70V94L71 95H68V97H70V96H74V94L76 93V90H75V88L76 87H72ZM155 86V87H154ZM166 86V87H165ZM172 86H174V87H172ZM193 86H197V88L196 87H193ZM200 86V89H202V90H200V89H198V87ZM209 88H208V87ZM216 86V87H215ZM227 86V88H224V89H222L223 87H226ZM245 86V87H244ZM246 86H248V87H246ZM250 86H252V88H250ZM253 86H254V88H257V87H259V89L257 88V89H254L253 88ZM164 87V88H163ZM187 87H188V89H187ZM212 87V88H211ZM236 87V88H235ZM244 87V88H243ZM162 88V89H161ZM191 90H190V89ZM196 88V89H195ZM205 88V89H204ZM207 88L208 89H210L209 91H207ZM213 88H214V90H218V88H219V91L221 90V92H218L217 90L214 92L213 91ZM241 88L242 89H244V90H246V92L243 90V92H245V94L242 92V90H241ZM246 88V89H245ZM249 88V89H248ZM172 89H173V91H172ZM187 89V90H186ZM203 89H204V91H203ZM228 89V90H227ZM157 90V91H156ZM170 90V92H168ZM177 90H179L180 92H181V95H180V93H179V91H177ZM189 90H190V92H192V94L189 92ZM198 90H200V91H198ZM207 92H206V91ZM247 90H248V92H247ZM257 91V92H253V91ZM73 91H75V92H73ZM167 91V92H166ZM182 91H183V94H182ZM186 91V92H185ZM211 91H213V92H211ZM227 91V92H226ZM235 91V92H234ZM239 91H240V93H239ZM251 92V94L253 95H251V94H249L250 92ZM262 91V92H261ZM98 92V91H97ZM96 92V93H97ZM151 92H153V93H151ZM165 92V93H164ZM184 92L186 93L185 95L186 96H183L184 95ZM194 92H195V94H194ZM209 92V97H207V96H204V95H207V93ZM230 93V95H229V93ZM261 92V93H260ZM157 93V94H156ZM161 93V95H159ZM177 93V94H176ZM198 93V96L196 95ZM200 93H202V95H200ZM218 93V94H217ZM219 93H221V94H219ZM256 93H257V95H256ZM180 95V98H179V95ZM215 94V96L216 97H214V98H216V99H219L217 102L215 101V99H212L213 98V95ZM240 94V95H239ZM259 94H262V97H261V95H259ZM170 95V96H169ZM178 95V96H177ZM191 95V96H190ZM226 95V96H225ZM237 95V96H236ZM243 95H244V97H245V99L243 98ZM158 96H160V97H158ZM161 96H163V98L161 99ZM204 96V97H203ZM220 96V97H219ZM222 96H223V98H222ZM242 96V97H241ZM248 96V97H247ZM256 96V97H255ZM258 96V97H257ZM70 98L69 100H68V98L66 99V100H68L69 101V103H70V100H71V102H72V104L74 103L73 101L75 100H77L75 97H79V96H76V94H75V97H73V98ZM142 97V96H141ZM177 97V98H176ZM187 99H186V98ZM190 97H191V100L189 101V99H190ZM195 97V98H194ZM196 97H198L199 99H200V101H199V99L198 98H196ZM218 97V98H217ZM235 97H237V98H235ZM251 97V98H250ZM261 97V98H260ZM75 98V99H74ZM166 98V99H165ZM173 98V99H172ZM185 98V99H184ZM193 98H194V101L192 102V100H193ZM210 98V99H209ZM226 98V99H225ZM233 98H234V100H233ZM246 98L249 100V98H250V100L248 101L247 100V102L245 101L246 100ZM255 98V99H254ZM156 99V100H155ZM196 99V100H195ZM213 101H212V100ZM223 100V102H221L222 100ZM238 99V100H237ZM157 100H159V101H157ZM176 100H179V101H176ZM206 100H208V101H206ZM210 100V101H209ZM227 100V101H226ZM257 101V100H259L261 103L259 104V101H257V103H255L254 101ZM262 100H263V102H262ZM80 101H82V103H83V98H78V104H80V105H82L81 104V102ZM173 101V102H172ZM185 101V102H184ZM190 103H189V102ZM204 101V102H203ZM206 101V102H205ZM215 101V103H213ZM224 101H226L225 103H224ZM232 101V102H231ZM239 103H238V102ZM80 102V103H79ZM160 102V103H159ZM163 102V103H162ZM198 102H199V104H201L200 102H202V105H200V106H203V104L204 103H206V105L204 104V106L202 107V108H200V106H199V104H198ZM210 102V103H209ZM219 102V103H218ZM251 102H253V103H251ZM86 103V102H85ZM84 103V104H85ZM152 103V104H151ZM165 103H166V105H165ZM176 103H177V105H176ZM182 103H185V104H182ZM187 103V104H186ZM211 104V106L209 105V104ZM212 103H213V107L214 108H212ZM217 103V104H216ZM221 103H222V105H224L223 107H221L222 105H221ZM236 103V104H235ZM241 103V104H240ZM246 103V104H245ZM3 106H4V108H6V110L4 111V114H7V116L8 117H13V116H16V113H18L19 115V118H20V116L22 117L23 115H22V113L18 110L19 108L16 106H12L9 102H5V103H1ZM76 102H75V106H76ZM189 104V105H188ZM196 104V105H195ZM216 104V105H215ZM229 104V105H228ZM235 104V105H234ZM238 104L240 105V106H238ZM243 104H245V107H244V105ZM250 104V105H249ZM252 104V105H251ZM256 104H258L259 105V107L260 108H258L257 106H256ZM149 105V106H148ZM164 105V106H163ZM193 105V106H192ZM195 105V106H194ZM199 107H198V106ZM209 106V108H207L208 106ZM237 105V106H236ZM78 106V105H77ZM165 106H166V108H165ZM174 106H175V108H174ZM180 106V107H179ZM184 106V107H183ZM192 106V107H191ZM216 106H218V107H221V108H216ZM250 106V107H249ZM253 106V107H252ZM177 107H179V108H181V109H179V112H177L178 111V108ZM190 107V110L188 109ZM193 107H194V109H193ZM196 107V108H195ZM205 107V108H204ZM242 108V110H241V108ZM139 108V109H138ZM155 108L157 109V110H155ZM165 108V109H164ZM171 108V109H170ZM177 108V111L175 110ZM205 110H204V109ZM207 108V109H206ZM228 108V109H227ZM233 108H239V109H233ZM244 108H245V110H244ZM248 110H247V109ZM262 108V109H261ZM194 110V112H193V110ZM197 111H196V110ZM203 109V110H202ZM209 109V111H206V110H208ZM213 109V110H212ZM215 109H217V110H220L219 112L221 113H219L217 110H215ZM227 109V110H226ZM234 111V113L235 112H237V114L238 115H236L237 117H238V121L240 122V119H244L243 117H245L244 115H240V113L241 114H245V112L246 111H248V114H247V112H246V117H245V120H243L242 121V123L244 122L245 124L246 123H248L249 122V124H247V126L249 127V129H250V125H254L255 123H256V125H254V126H252L251 128L253 129V133H254V130H255V132H257V133H254L255 135H254V137H252V138H250V137H248V134H245V133H247L246 132V127H242L241 126V124H237V117L235 116V114L234 115H230V114H232V112H230V111H232V110ZM144 110V111H143ZM165 110V111H164ZM168 110V111H167ZM170 110H171V112H170ZM186 110V111H185ZM187 110L189 111V112H187ZM230 110V111H229ZM237 110V111H236ZM258 110L260 111V112H258ZM161 111V112H160ZM192 111V112H191ZM202 111H203V114H202ZM215 111V112H217L218 113V115H219V119H218V115H216V113L213 112ZM227 111H229V112H227ZM262 111V112H261ZM141 112V113H140ZM176 112H177V114H176ZM182 112H186L189 116H194V117H192V124H190V126L189 127H191V126H194L195 125V120L197 121V123H196V128L195 127H192V128H188V126L186 125V127L184 126L185 125V123H184V120H183V118L187 115L186 113H185V115H184V113H182ZM197 112V113H196ZM200 112H201V114H202V117H203V115L205 116V114L207 113V117H204V119L202 120L201 119V114H200ZM205 112V113H204ZM243 112V113H242ZM156 113H157V115H156ZM161 115H160V114ZM164 113V114H163ZM199 113V116H197V114ZM210 115H209V114ZM222 113H223V115H222ZM262 113V114H261ZM21 114V115H20ZM151 114V115H152ZM167 114V115H166ZM176 114V115H175ZM180 114V115H179ZM214 114H215V116H214ZM224 114H225V116H224ZM250 114V115H249ZM127 115H130V112H128L127 113ZM164 115H165V117H164ZM183 115V116H182ZM227 115V116H226ZM228 115H230L231 117H229V121H228ZM255 117H253V116ZM259 115V116H258ZM6 116V115H5ZM139 116V117H140ZM148 116H150L149 114H148ZM161 116V117H160ZM178 116V117H177ZM182 116V117H181ZM214 116V117H213ZM222 116H224V119H223V117ZM236 118H235V117ZM243 116V117H242ZM251 116H252V118L254 119L253 120V122L251 121L252 120V118H251ZM262 116V117H261ZM26 117V119H25V122H24V124H26V127L28 126V128H29V130L30 129H32L33 128V125H32V123H28V120H29V118L28 117H31V115H29V114H27V112L25 113V115H24V118ZM127 117V116H126ZM125 117V119H124V121L125 122H123V123H127V126H129V128L128 129H131L132 128V125H131V120H128V122H126L127 120V118ZM140 117V118H141ZM181 117V118H180ZM200 118V119H198V118ZM213 117V118H212ZM220 117H221V119H220ZM227 117V118H226ZM239 117H241V118H239ZM160 118V119H159ZM164 118V119H163ZM195 118V119H194ZM197 118V119H196ZM211 119V120H208V122H209V124H207L206 122H207V119ZM215 118V119H214ZM217 118V119H216ZM248 118V119H247ZM128 119H129V117H128ZM176 119V121L174 122V120ZM236 119V120H235ZM257 119H258V121H257ZM260 119V120H259ZM153 120H151V121H153ZM202 120V121H201ZM214 120L216 121V122H214ZM232 120H235V121H237V122H234V121H232ZM256 120V121H255ZM178 121V122H177ZM205 121V122H204ZM210 121H211V123H210ZM214 123H213V122ZM230 121H232V122H234V123H230ZM179 122H181V123H179ZM198 122H200V123H198ZM201 122H203V124L205 125H203ZM229 122V123H228ZM260 122V124H258ZM72 124L74 123L75 124V122H71ZM122 123V124H123ZM178 123H179V125H178ZM219 123V124H218ZM228 123V124H227ZM243 123V124H244ZM194 124V125H193ZM200 124V125H199ZM227 124V125H226ZM230 124L232 125V127L233 126H235V128L233 127H231L230 126ZM238 125V127L240 128V129H238V127H237V125ZM258 124V125H257ZM178 125V126H177ZM198 125H199V128H198ZM202 125V126H201ZM262 125V126H261ZM131 126V127H130ZM180 126H181V128H180ZM229 126L231 127V129L230 130H233V131H230V130H227V129H229ZM245 126V125H244ZM263 128H261V127ZM184 127V128H183ZM203 127V131H202V128ZM206 127V128H205ZM215 127V128H214ZM257 127V128H256ZM258 127H260L259 129H258ZM94 128V127H93ZM93 128H92V130H93ZM237 128V129H236ZM255 128V129H254ZM95 130H93L94 132L93 133H96V132H98L99 133V131H97L98 130V128L97 127H95L94 128ZM162 129H160V130H162ZM180 129V130H179ZM187 133V134H185V132L183 131V130ZM192 129V130H191ZM194 129V130H193ZM206 129V130H205ZM220 129H223L224 130V132H222L223 130H220ZM234 129H236L237 130V134H235L234 133V131L236 132V130H234ZM186 130H188V131H186ZM190 130H191V132H190ZM199 133L200 131L202 132H200L199 134H196V133H194V132H196V131ZM228 131V133H226L227 131ZM257 130V131H256ZM177 131H179V132H177ZM180 131L182 132L183 131V133H182V135L180 134ZM192 131H193V133H194V135H195V137L192 135ZM221 131V132H220ZM226 131V132H225ZM232 132L233 133V135H231L230 134V132ZM239 131V132H238ZM243 131V132H242ZM245 131V132H244ZM28 132H30V131H28ZM217 132V131H216ZM178 133V134H177ZM189 133H191V134H189ZM223 133V135H221ZM164 134V133H163ZM172 134H174V138H173V135ZM176 134V135H175ZM184 134V135H183ZM207 134H209V133H207ZM226 134H228L227 135V137L225 136ZM240 134H241V136H243L244 138H242V137H239L240 136ZM257 134H259L258 136H257ZM262 134V135H261ZM99 135H100V133H99ZM189 135V136H188ZM191 135V136H190ZM197 135H199V136H197ZM236 135H238V136H236ZM179 136L181 137V138H179ZM200 136H203L204 137V141H203V143H206V146L208 145V148H206V146H205V144H203V143H201V141L203 140V138L201 137L200 138ZM237 139L238 138V140H236L235 142H234V137ZM256 136V137H255ZM260 136V137H259ZM261 136L263 137L262 139H261ZM194 137V138H193ZM198 137V138H197ZM233 137V138H232ZM257 137H259V138H257ZM178 138V139H177ZM192 138L193 139H195V140H192ZM197 138V139H196ZM228 138H229V140H228ZM253 139V141L254 142H256V143H253V141L252 140H250V139ZM182 139H183V141H182ZM199 139V141H200V143H199V141H197V143H195L196 142V140H198ZM240 139H241V141H240ZM243 139V140H242ZM258 139V140H257ZM259 139H261V140H263L262 142H260L259 141ZM177 140H179V142L177 141ZM187 141V142H185V141ZM189 140V141H188ZM205 140H207V141H205ZM245 140V141H244ZM192 141V142H191ZM99 141H97V143H98ZM180 143L179 145H176V144H178V143ZM182 142L184 143L183 145H185V146H183L182 145ZM244 142H246V144L244 143ZM261 143V144H258L257 145V143ZM193 143V144H192ZM199 143V144H198ZM212 144V146H211V144ZM243 145H242V144ZM102 144V143H101ZM100 144V145H101ZM175 144V145H174ZM190 146H189V145ZM200 144H202V146H200ZM247 144H248V146L249 145H251V146H253L252 148H251V146H249V147H247ZM254 144V145H253ZM255 144H256V146H255ZM183 146V148H182V146ZM204 145V146H203ZM211 147H210V146ZM220 145L221 146H223V144L222 143H220ZM219 145V146H220ZM238 145H240V146H242L243 148H241L240 146H239V149H238ZM262 147H261V146ZM102 146V145H101ZM177 146V147H176ZM193 147V150H191V148L189 149V147ZM234 146V145H233ZM13 147V148H12ZM11 148H12V152H10L9 154L7 153H5V154H3V152H0L1 154H0V156H1V162H0V216L1 215H5V213H7V212H11V214L9 213V215H8V213L6 214L7 216H11V220L13 221V219H19V220H22V221H28V213H29V211H30V208H32L34 211H35V207H37V205H38V199L35 197V195H34V193H32V192H34V189L33 188H35V187H31L32 186V184H30L29 183V181H30V179H29V176H28V174H27V172H26V170L24 169V168H22L18 163H17V161H14V159H13V157H12V154H14V152L16 151V148H14V146H12ZM165 147V146H164ZM200 147H202L201 149H200ZM204 147H205V149H204ZM258 147H261V148H259V149H262V151L261 152H259L260 150L259 149H257ZM99 148H101L100 146H99ZM183 151H181L180 149ZM194 148H195V150H194ZM197 148V149H196ZM220 148L221 147H219L218 149L220 150ZM250 148H251V150H250ZM162 149H163V151H164V148H163V146H161L160 147V150H158V152L160 151V153L159 154H161V153H163V151H162ZM168 149V148H167ZM183 149H185V150H183ZM189 149V150H188ZM199 149V150H198ZM212 149V150H211ZM247 149V150H246ZM254 151H253V150ZM257 149V150H256ZM100 151H99V153H101L102 151H101V149H99ZM187 150H188V152H187ZM191 150V151H190ZM204 150H205V152H204ZM219 150L218 151H216L217 153L219 152ZM233 150V151H232ZM234 150H236V151H234ZM246 150V151H245ZM171 151H172V149H171ZM180 151L182 152V155L183 156H185L184 157V160H183V157H182V155H181V153H180ZM195 151V152H194ZM200 151H201V153H200ZM240 151V152H239ZM158 152L156 151V153L158 154ZM193 152H194V154H193ZM204 152V155L202 154ZM215 152V153H216ZM232 152H235V153H232ZM238 152L240 153V154H238ZM245 152V153H244ZM246 152H247V154L248 153H250V154H252V155H250V154H246ZM257 152L259 153L258 155H257ZM23 153V156H27L28 155V152L27 151H23L22 152ZM149 154V151L147 152L146 151V155H148ZM185 153H187V154H185ZM194 155L193 157H192V154ZM196 153H197V155H196ZM214 153V155L213 156H215L216 154ZM222 153V152H221ZM244 153V154H243ZM261 153H262V156H260L261 155ZM144 154V153H143ZM142 154V155H143ZM156 154V155H157ZM181 156H180V155ZM191 154V156H189ZM224 154V153H223ZM235 154V155H234ZM237 154V155H236ZM255 154L257 155V156H255ZM145 155V154H144ZM191 157V158H188V159H186V157ZM203 155V156H202ZM219 155V154H218ZM241 155V156H240ZM242 155H244V156H246L247 155V157H244V156H242ZM250 155V156H249ZM254 155V156H253ZM149 156V155H148ZM151 156V155H150ZM159 156V155H158ZM195 156H198V157H196V158H194ZM220 156H222V154L221 155H219V157ZM248 156H249V158H252V160H256V163L254 162V161H250L249 160V158H248ZM147 157V156H146ZM144 158L143 160L145 161V159L147 160V162L145 163L144 161H143V163L144 164H142V162L140 161V165H139V163L137 164V166L139 165V167L141 168V166H142V169H143V166H145L144 167V169L148 172V173H151V174H155L154 172H150V169H151V166H152V162H148V161H151L153 158L151 157H147V158ZM260 158V160L259 159H256V158ZM15 158V157H14ZM150 158V159H149ZM192 158H194V160L196 159V160H199L200 158V160L199 161H193L192 160ZM246 158H248V160H246ZM254 158V159H253ZM176 159H179V160H176ZM191 161H190V160ZM207 159V158H206ZM186 160H187V162L188 163H185L186 162ZM242 160H243V162H242ZM258 160V161H257ZM179 161V162H178ZM181 161V162H180ZM185 161V162H184ZM249 161V164L247 163ZM191 162H192V165H191ZM194 162V163H193ZM251 162H253L252 163V165L250 166V164H251ZM1 163H3V164H1ZM150 165H149V164ZM179 163V164H178ZM126 164V163H125ZM136 164H135V162H134V165L132 164L131 166H129L130 164L129 163H127L125 166H126V168H127V170L128 169H130V167H131V169L134 167H136ZM142 164V165H141ZM182 166V167H180L179 168V166ZM180 164H182V165H180ZM183 164H184V166H183ZM188 164H189V166H188ZM196 166H194V165ZM253 164H256V165H253ZM128 166V167H127ZM147 166H150V167H147ZM177 166V167H176ZM190 166H193V167H191L190 168ZM254 166V168H252ZM147 167V168H146ZM220 167V166H219ZM223 166H221L220 168H222ZM175 168V171L173 170ZM177 168V169H176ZM187 168V169H186ZM188 168H189V170H188ZM194 168V169H193ZM196 168H197V170H196ZM181 170V172L179 171V170ZM193 169V170H192ZM152 170V169H151ZM173 170V171H172ZM188 170V171H187ZM192 170V171H191ZM179 171V172H178ZM187 171V173H185ZM190 171H191V173H190ZM195 171V172H194ZM198 171V172H197ZM220 172V170H219V168H217L216 169V172H215V175H218V173ZM245 171V170H244ZM244 171L243 172H241L240 174H242V173H244ZM142 171H140L138 174L139 175H141L142 173H141ZM224 172H226V168L225 167H223L222 168V170H221V173H224ZM178 173H179V175L180 176H178ZM188 173H189V176H188ZM196 173V174H195ZM184 174V175H183ZM185 174L187 175L186 177H185ZM194 174V175H193ZM175 177V180H179L180 178L183 180H179V181H175V180H173V178ZM182 176V177H181ZM195 177V178H194ZM228 176H227V174H225L224 176H221V179L223 180V178L225 179L224 180V186H227L225 183L227 182L228 183V178H227ZM221 180V181H222ZM193 181V180H192ZM220 181V183L218 184L219 185V187H224L223 185H222V183L223 182H221ZM26 185H28V186H26ZM220 185H222V186H220ZM31 188V189H30ZM225 188V187H224ZM33 190V191H32ZM156 191H157V189H156ZM230 192H232V191H230ZM157 193V192H156ZM155 193V198L157 199V198H160L159 200H156L155 198L153 199V205H155L156 206V208L158 209V210H162L161 211V213H162V215H163V218H164V221H169L167 224L168 225H165V229H164V225H162L163 227H161V232H162V235H163V233H166L167 232V230H168V228L167 227H171L172 225H174V223L175 222H177L178 221V217L180 216V215H176V209L174 208V206H175V204L173 203L174 202V199H172V203L170 202V200H171V196H169L168 195V193H166V192H163L162 190L160 191L159 190V194H160V196L158 195V193L156 194ZM162 193V194H161ZM165 193V194H164ZM229 193V192H228ZM228 193H226L225 195L227 196V198H229V196L230 197H233L234 196V192H233V196H231L230 194H228ZM205 194V193H204ZM7 195H14L16 198L13 200V202H11V201H6V200H4V199H7L6 198V196ZM165 195H168L169 196V198H168V196H165ZM166 198V202H165V198ZM18 198V199H17ZM162 198H163V200H162ZM187 199H188V196L186 197ZM169 199V200H168ZM185 199V198H184ZM186 199V200H187ZM4 202V204L2 203V201ZM24 200L26 201V203L24 202ZM155 201H157V202H159L160 204H161V202L160 201H162V203H165V204H163L162 206L158 203H156ZM167 201H169L170 203H168ZM15 202V205H13V203ZM245 202V201H244ZM156 203V204H155ZM171 204V205H170ZM173 204H174V206H173ZM1 205H2V207H1ZM5 205H8V206H5ZM11 205V206H10ZM159 205V207H157ZM170 205V206H169ZM3 206L4 207H6V208H4L3 210H2V208H3ZM9 206L11 207V208H9ZM162 207H163V209H162ZM167 207L169 208V209H167ZM161 208V209H160ZM164 208H165V210H164ZM170 208L171 209H173V211L172 210H170ZM156 209V210H157ZM6 210H7V212H6ZM12 210V211H11ZM164 210V211H163ZM166 210H168L167 212L169 213V215H168V213L167 212H165ZM170 211V212H169ZM4 212V213H3ZM174 212H176V213H174ZM222 212V211H221ZM220 212V213H221ZM170 213H171V215H170ZM166 215V216H165ZM22 216V217H21ZM169 216V217H168ZM170 216L172 217L171 219L173 220H168V218L170 219ZM176 216H177V218H176ZM46 218V220L48 219L47 217H45ZM167 218V219H166ZM175 218L177 219L176 221H175ZM179 218H181V217H179ZM220 218V217H219ZM221 218H222V216H221ZM226 219V218H225ZM221 220V219H220ZM36 222H34V221H32V223H31V226H32V228L30 229V230H32V231H29V232H26L25 233V231H24V233L26 234V236H27V239H26V236L23 234V235H20V236H18L19 238H16V240H14V241H19V242H21V243H19V242H14V241H12V242H10V245L9 246H6V245H3L2 244V238H3V231H4V228H0L1 230H0V264H2V262H3V264H4V261H5V259L7 260H10L9 258H12V257H10V254L11 255H13V254H15V256H17V257H19L20 256V259H19V263L18 264H25V262L23 261V260H25V254H26V250H31V248H32V244H33V246L35 245V243H37V242H41V241H43L44 239H43V237L45 236L46 237V234H43L42 233V235H40V234H38L37 233V230L40 232H43L44 231V227H45V229L47 228L45 225H43V223H44V221L42 220V219H40V220H38V219H36L35 220ZM166 221V222H167ZM174 222V223H171V222ZM215 221V220H214ZM218 221V220H217ZM217 221H215V222H217ZM36 223V224H35ZM171 223V224H170ZM45 224V223H44ZM216 224V223H215ZM36 225V226H35ZM39 226V227H38ZM44 226V227H43ZM167 226V227H166ZM43 228V229H42ZM166 228H167V230H166ZM37 229V230H36ZM43 231H42V230ZM243 229H244V227H243ZM246 229V228H245ZM46 231H47V229H46ZM45 231V232H46ZM164 231V232H163ZM247 231V230H246ZM23 232V231H22ZM48 232V231H47ZM160 232V233H161ZM31 233V234H30ZM35 235V236H34ZM25 237V238H23V237ZM38 236V237H37ZM28 237H29V239H28ZM31 237V238H30ZM35 237V238H34ZM21 239V240H20ZM28 240V241H26V240ZM34 239H35V241H34ZM38 239V240H37ZM40 239V240H39ZM24 240H25V242H26V244H22V243H25L24 242ZM44 242V241H43ZM13 243V244H12ZM18 243V244H17ZM27 243H29V245L27 244ZM12 244V245H11ZM15 244V245H14ZM22 246L21 247V251L19 250V248H20V246ZM14 247V250H13V247ZM28 246V247H27ZM5 247H8V248H6L5 249ZM23 247H27V248H23ZM18 248V249H17ZM23 248V249H22ZM11 249H12V251H11ZM15 249L17 250V252L15 251ZM25 249V250H24ZM8 250V251H7ZM10 251V252H9ZM14 251L16 252V253H14ZM20 251V252H19ZM25 253H23V252ZM246 251V250H245ZM7 252V253H6ZM10 254H9V253ZM33 252V251H32ZM18 253V254H17ZM6 254V255H5ZM21 254H23L22 256H21ZM27 254H29V253H27ZM243 254V256L241 257V259H240V263L241 264H244V263H246L247 261H248V257H245V254L246 253H242ZM5 255V256H4ZM5 257V258H4ZM9 257V258H8ZM246 259H245V258ZM22 259V260H21ZM245 259V260H244ZM4 260V261H3ZM7 260V261H8ZM13 259H11V261H12ZM22 262H21V261ZM244 260V261H243ZM6 261V262H7ZM10 261V262H11ZM244 263H243V262ZM13 262V261H12ZM24 262V263H23ZM14 263V262H13ZM8 264H10V263H8ZM12 264V263H11Z\"/></svg>", "mask_w": 264, "mask_h": 264}]
</instances>
